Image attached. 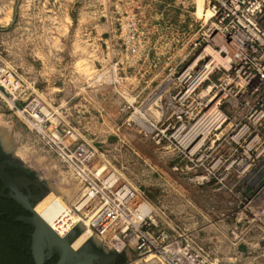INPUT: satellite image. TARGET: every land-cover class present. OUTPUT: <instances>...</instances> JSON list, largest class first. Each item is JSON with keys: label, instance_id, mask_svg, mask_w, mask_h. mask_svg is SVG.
<instances>
[{"label": "rangeland", "instance_id": "rangeland-1", "mask_svg": "<svg viewBox=\"0 0 264 264\" xmlns=\"http://www.w3.org/2000/svg\"><path fill=\"white\" fill-rule=\"evenodd\" d=\"M198 1L0 0V134L47 182L51 198L68 192L66 205L81 220L89 216L75 203L86 178L73 149L65 157L17 110L33 98L48 125L70 131L72 148L94 149L98 167L142 192L167 229L196 223L214 237L219 224L233 226L236 211L262 207L264 137L243 128L223 66L198 78L212 52L230 50L205 17L208 0L201 15ZM219 99L225 120L213 110ZM255 193L260 198L248 203ZM191 237L210 259L226 256L218 241ZM96 238L108 250L115 243ZM122 249L123 264H154L137 247Z\"/></svg>", "mask_w": 264, "mask_h": 264}, {"label": "built area", "instance_id": "built-area-1", "mask_svg": "<svg viewBox=\"0 0 264 264\" xmlns=\"http://www.w3.org/2000/svg\"><path fill=\"white\" fill-rule=\"evenodd\" d=\"M208 9L214 31L234 51L229 66L223 69L226 86L232 87L236 105L240 106L243 128H253L255 138L264 137V0H208ZM221 51L225 50L221 48ZM4 71L0 66V75ZM220 102L221 99L214 105L215 113L225 120L226 115L218 108ZM13 105L17 108L15 103ZM17 110L27 112L35 120L33 126L55 145L58 143L65 157L70 159L73 149L79 161L78 173L87 181L80 195L81 200H86L81 207L75 205V208L86 217L89 214L88 226L95 237L104 242L114 240L116 251L120 252L125 245L137 247L141 253L151 256L154 264H264V249L242 263L224 258L210 259L202 244H194L188 230L163 227L154 216L153 205L142 192L132 191L106 167H98L94 162V149L84 144L72 148L66 138L70 131L63 129L61 132L57 123L48 125L50 118L42 113L36 98ZM257 198L260 197L255 193L245 199L251 203ZM241 210L251 214L252 223L259 222L264 228V202L258 209L243 208L236 212ZM261 239L264 240V234Z\"/></svg>", "mask_w": 264, "mask_h": 264}, {"label": "water", "instance_id": "water-1", "mask_svg": "<svg viewBox=\"0 0 264 264\" xmlns=\"http://www.w3.org/2000/svg\"><path fill=\"white\" fill-rule=\"evenodd\" d=\"M0 138L2 139L4 146L11 150L1 134ZM25 166L32 170L28 165L25 164ZM39 180L45 181L40 178V176ZM0 181L3 183V189L0 190V197L4 196L14 199L32 213V216L30 217L20 216L19 219L26 223H30L35 227L32 234V251L36 264H43L44 258L47 257L43 255V250L46 247L49 248L48 255H51L55 251L59 252L61 259L58 264H91L93 256H91L90 251L94 250L102 252L103 260L112 261L116 255L122 252L125 255V261L123 263L128 261L123 249L120 252H117L113 247L108 250L80 221H78L64 236H60L36 212L35 204L33 202H29V197L20 190L22 186L27 187V184L23 180L13 177L7 173L5 166L1 163ZM7 188L10 190L8 193L5 192V189ZM45 196L46 191H43L41 195L35 197L34 199L38 201ZM46 235L50 238L49 244L44 243Z\"/></svg>", "mask_w": 264, "mask_h": 264}, {"label": "flooded vegetation", "instance_id": "flooded-vegetation-1", "mask_svg": "<svg viewBox=\"0 0 264 264\" xmlns=\"http://www.w3.org/2000/svg\"><path fill=\"white\" fill-rule=\"evenodd\" d=\"M0 163L5 166L7 173L12 175L13 177L23 180L27 184V187L22 186L20 190L29 197V202H33L35 206L37 205L38 202H40L43 199L41 198L40 200L36 201L34 199L35 197L41 195L43 191H46V195L48 194L49 187L47 182L39 180L38 174L33 170H30L27 166H25V164L22 161H20L10 149L6 148L1 138H0ZM1 189H3L2 182H1L0 190ZM9 191L10 190L8 188L5 189L6 193H8ZM11 200L16 202V204H18V206L20 207V209L18 210L19 213L16 216V220H19L24 224H26L27 235L30 241V246H29L30 258H31L30 264H36V260L34 258L32 251V243H33L32 234L35 230V227L30 223H26L19 219L20 216L30 217L32 216V213L29 210L25 209L20 203H18L14 199ZM44 243L45 244L50 243V238H48L47 235L45 236ZM48 253H49V248L46 247L43 250V255L47 257L44 258L43 264H58L61 259L59 252L55 251L51 255H48ZM90 254L91 256H93L91 264H123V262L125 261V255L122 252L116 255L112 259V261L103 260L102 252L98 250L90 251ZM64 264H70V263H64Z\"/></svg>", "mask_w": 264, "mask_h": 264}, {"label": "crops", "instance_id": "crops-1", "mask_svg": "<svg viewBox=\"0 0 264 264\" xmlns=\"http://www.w3.org/2000/svg\"><path fill=\"white\" fill-rule=\"evenodd\" d=\"M0 85L4 87L1 83ZM30 88L31 91L34 90L33 87ZM18 98H15L12 102L18 103ZM251 220V214L241 210L240 212L235 213L233 226L219 224V235H214L215 238L210 236V234L205 235L202 228H199L196 223H192L188 232L191 235L194 233L196 236H200L203 241H206V243L216 244V241H218L219 248L226 249L225 260L242 263L246 260H250L256 252L258 253L260 250L264 249V240L261 239L264 234L263 225L259 222L252 223ZM232 235L234 236L233 239ZM229 249L234 250L233 256H230L231 253L227 251Z\"/></svg>", "mask_w": 264, "mask_h": 264}, {"label": "bare ground", "instance_id": "bare-ground-1", "mask_svg": "<svg viewBox=\"0 0 264 264\" xmlns=\"http://www.w3.org/2000/svg\"><path fill=\"white\" fill-rule=\"evenodd\" d=\"M205 8V7H204ZM203 12V0H199L198 1V11L197 13H199L200 15ZM210 15V11L207 10V13H205V17H208ZM219 38L221 40L222 37L219 36ZM212 49H210L211 51ZM211 52H209L210 54ZM218 53V52H217ZM217 53L212 52L211 54H213V58L212 60L206 65V67L204 68V70L200 73L198 78L204 77L209 71H211L210 69H212V67L214 65H220V66H224V67H228L230 64L231 59L233 58L234 55V51L229 50L228 51V55L226 57H221L219 56ZM5 72V71H4ZM3 72V73H4ZM1 73V74H3ZM203 79V78H202ZM200 80V79H198ZM197 80V83H198ZM1 83V82H0ZM192 83V81H191ZM2 84V83H1ZM196 84V82H195ZM194 84V85H195ZM4 86V85H3ZM193 86V85H192ZM191 89V88H190ZM45 109V108H44ZM215 110V109H213ZM212 110V111H213ZM211 111V112H212ZM214 114V113H213ZM217 117V116H216ZM219 117V116H218ZM41 120V118H38V120ZM218 119V118H217ZM216 119V120H217ZM220 120V119H219ZM222 120V119H221ZM220 122V121H219ZM20 151V150H19ZM17 153V152H16ZM19 154V153H18ZM17 154V155H18ZM23 154V153H22ZM20 156V155H19ZM22 157V155H21ZM67 190V188H66ZM57 191V190H56ZM70 194L74 195V192L71 193L70 189H69ZM58 193V192H57ZM60 194V195H59ZM59 196L57 197H50V195L48 194L47 196H45L40 202L37 203V205L35 206V210L36 212L60 235V236H64L78 221H80L85 227H88V223H89V218H87L86 220H81L76 213H74L70 208L67 207L66 202H68V192H59ZM69 194V195H70ZM72 195V196H73ZM71 196V195H70ZM69 196V198H70ZM71 196V197H72ZM74 198V197H73ZM71 199V198H70ZM86 198L84 200H81L80 197L78 198L77 202L75 203V205L77 207H81L84 202H85ZM72 201V200H71ZM89 216V214H88ZM90 229V228H89ZM91 233L93 234L92 230L90 229ZM144 264V263H143ZM152 264V263H150Z\"/></svg>", "mask_w": 264, "mask_h": 264}, {"label": "trees", "instance_id": "trees-1", "mask_svg": "<svg viewBox=\"0 0 264 264\" xmlns=\"http://www.w3.org/2000/svg\"><path fill=\"white\" fill-rule=\"evenodd\" d=\"M19 209L13 200L0 197V264H30L26 224L16 220Z\"/></svg>", "mask_w": 264, "mask_h": 264}]
</instances>
